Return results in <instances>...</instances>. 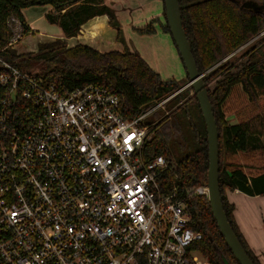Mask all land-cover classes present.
<instances>
[{
    "label": "built area",
    "instance_id": "1",
    "mask_svg": "<svg viewBox=\"0 0 264 264\" xmlns=\"http://www.w3.org/2000/svg\"><path fill=\"white\" fill-rule=\"evenodd\" d=\"M0 49V264H211L173 166L147 148L174 93L128 118L120 95L61 92L7 53L28 34L7 21ZM183 88L182 90L188 88ZM166 105V106H165ZM195 193L208 198L207 183Z\"/></svg>",
    "mask_w": 264,
    "mask_h": 264
},
{
    "label": "trees",
    "instance_id": "2",
    "mask_svg": "<svg viewBox=\"0 0 264 264\" xmlns=\"http://www.w3.org/2000/svg\"><path fill=\"white\" fill-rule=\"evenodd\" d=\"M179 4L198 69L201 74L209 72L203 79L220 134L223 207L248 256L254 264H261L235 222V206L229 202L227 192L238 190L250 196L264 195V40L240 57L221 62L264 31V0H179ZM33 6H51L45 18L50 24L58 25L65 38L76 37L90 20L107 16L110 25L119 32V41L125 43L116 12L104 0H0V49L11 37L7 26L11 16L21 19L27 33L32 31L22 10ZM154 23H159V19L137 32L154 34ZM161 27L170 34L167 24ZM7 53L22 69L31 71L27 60L35 63L39 70L36 73L61 92L95 85L119 94L128 118L139 115L141 106L162 101L182 88L176 80H163L138 52H131L128 47L123 52L101 53L84 45L67 48L65 42L57 39L40 43L38 54L27 60L22 61V56L12 50ZM213 79L216 84L211 89L209 82ZM191 92L194 93L190 86L173 98L168 108H174ZM192 100L191 106L189 101L182 104L173 117L180 131L189 129L196 148L186 156L174 157L172 144L178 143L172 137L174 128L170 125L157 130L147 148L152 156L164 155L173 166V171L167 174L168 184L179 187L191 216L189 226L203 235L195 249L211 264H240L220 232L209 199L195 193L208 182L209 157L206 127L195 94ZM159 115L157 112L151 120ZM228 115L235 117L236 122L230 123ZM249 160L262 163L253 167L259 168L254 174L248 172Z\"/></svg>",
    "mask_w": 264,
    "mask_h": 264
},
{
    "label": "crops",
    "instance_id": "3",
    "mask_svg": "<svg viewBox=\"0 0 264 264\" xmlns=\"http://www.w3.org/2000/svg\"><path fill=\"white\" fill-rule=\"evenodd\" d=\"M105 4L114 9L117 20L120 24L119 29L122 32L125 43L119 41V32L113 28L107 16L96 17L86 24L80 30L76 37L65 38L62 29L56 25L57 30L49 38L62 39L67 43V47L73 48L77 45L90 47L98 52L106 53L110 51L123 52L128 47L131 52H138L149 65L163 75L164 70L159 69L143 51L142 45L145 41H159L165 44L164 51L169 55L175 54V44L171 34L165 32L161 25H166L165 4L163 0H104ZM50 8L49 6H47ZM52 9H47V14ZM45 16V15H42ZM155 19L159 23H154L156 32L154 34L142 35L137 29L145 28ZM34 20L33 22H36ZM31 28V26L28 24ZM31 30H33L31 28ZM34 31V30H33ZM48 37V36H47ZM40 39L44 36H40ZM177 49V48H176ZM181 75V74H180ZM184 77V74L181 75ZM187 76V75H186ZM182 77V78H183ZM233 117V116H232ZM235 119V117H233ZM236 122V121H235ZM233 122V123H235ZM227 198L235 206V222L245 238L247 244L258 258L261 264H264V195L250 196L238 190L228 191Z\"/></svg>",
    "mask_w": 264,
    "mask_h": 264
},
{
    "label": "rangeland",
    "instance_id": "4",
    "mask_svg": "<svg viewBox=\"0 0 264 264\" xmlns=\"http://www.w3.org/2000/svg\"><path fill=\"white\" fill-rule=\"evenodd\" d=\"M51 9L52 7L49 6ZM50 8H48L47 6H33L31 8H26L22 10V14L24 16V19L26 21L27 24H29L31 26V28L34 30L32 34H28L24 37V40L19 43L16 46V50H12L14 52H16L17 55H21V60H26L29 59L30 57H34L38 54V45L40 43H48V42H53L57 39H55L54 37L49 38L51 35H53L54 31L57 30L56 25L50 24L47 19L45 18V16L42 15H46L45 13L47 12V9L50 10ZM36 22H33L34 20H37ZM167 24V22H166ZM79 35V34H78ZM77 35V36H78ZM40 36H44V38L40 39ZM48 36V37H47ZM62 40V39H60ZM264 40V31L258 35L257 37H255L252 41H250V43H248L247 45L239 48L236 52H234L233 54H231L229 57H227L226 59H224L221 63H225L227 60H229L230 58L236 56V57H240L242 54L245 53V51L254 46L257 42ZM63 42H65L64 40H62ZM66 46L67 43L65 42ZM139 46L143 47V51L144 54L151 60V58L155 59L156 61H152L155 65H157L158 67H160L159 69H163L164 73L163 75H161L159 72V74L161 75V78L165 81L168 80H176L178 83L181 84L182 88L179 89L177 91V95H179L181 92H183L184 90H182L183 88L187 87L188 85V78L186 76V70L184 68V65L182 63L181 57L179 56V53L175 47V54H171L169 55L167 52H165L164 50L167 49L166 45L163 43L161 44L159 41H155V42H150V41H145L142 43V45L139 44ZM69 48V47H67ZM31 71L34 73L38 72V66L27 60L26 63ZM149 64V63H148ZM153 69V68H152ZM26 70V69H24ZM154 71H156L155 69H153ZM157 72V71H156ZM209 72H206L204 74V76H206ZM184 74V77L181 75ZM183 77V78H182ZM216 84V80H210L209 82V87L211 89H213L215 87ZM187 89V88H186ZM176 95V96H177ZM194 93L191 92L183 101H181L178 105H176L174 108H172L171 110L168 108V103L175 98L176 96H174L172 99H170L167 103H166V110H159L158 112H160L159 117L156 119L158 120V124L156 127V132L154 134V136H156L157 134V130L161 131L167 128L168 125L172 126L174 128V131L172 132V137L174 138V140H176V142L178 144H175L172 148V151L174 153V157L176 158H180L183 156H186L188 154H190L196 147L195 142L193 140V137L191 135V133L189 132V129L187 128H183L182 131H180L179 127L177 126L175 120H174V112H178L179 107L183 104H185L186 102L189 101L188 105L191 106L194 103V100H192ZM178 116L180 117V113H177ZM227 120L230 123L235 122L236 120L231 116L228 115L227 116ZM153 120V121H156ZM255 143H258L257 140L255 141ZM260 144V143H259ZM173 162H176L175 159H173ZM249 165V170L248 172L251 174H254L255 171H257L259 168H253L255 166H261L262 163L258 160H249L248 162ZM252 169V171H251Z\"/></svg>",
    "mask_w": 264,
    "mask_h": 264
},
{
    "label": "water",
    "instance_id": "5",
    "mask_svg": "<svg viewBox=\"0 0 264 264\" xmlns=\"http://www.w3.org/2000/svg\"><path fill=\"white\" fill-rule=\"evenodd\" d=\"M165 16L170 34L177 48L179 56L186 70L189 87L193 88L202 113L208 141V199L212 213L230 250L240 264H254L248 256L245 248L239 241L223 207L220 188V143L219 128L215 119V113L209 97V90L204 82V74H201L194 58L190 42L183 27L182 13L179 0H164Z\"/></svg>",
    "mask_w": 264,
    "mask_h": 264
}]
</instances>
